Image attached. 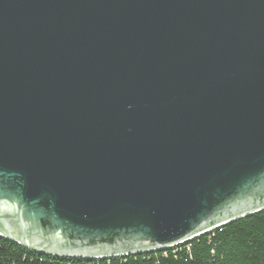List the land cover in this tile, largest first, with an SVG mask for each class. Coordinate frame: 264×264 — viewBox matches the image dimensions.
<instances>
[{"label": "water", "instance_id": "95a60500", "mask_svg": "<svg viewBox=\"0 0 264 264\" xmlns=\"http://www.w3.org/2000/svg\"><path fill=\"white\" fill-rule=\"evenodd\" d=\"M263 211L264 0H0V236L117 259Z\"/></svg>", "mask_w": 264, "mask_h": 264}, {"label": "trees", "instance_id": "16d2710c", "mask_svg": "<svg viewBox=\"0 0 264 264\" xmlns=\"http://www.w3.org/2000/svg\"><path fill=\"white\" fill-rule=\"evenodd\" d=\"M0 264H264V211L177 247L117 259L53 258L0 236Z\"/></svg>", "mask_w": 264, "mask_h": 264}]
</instances>
